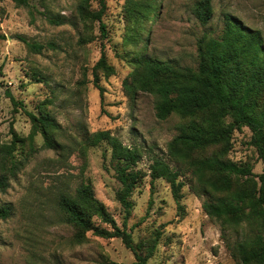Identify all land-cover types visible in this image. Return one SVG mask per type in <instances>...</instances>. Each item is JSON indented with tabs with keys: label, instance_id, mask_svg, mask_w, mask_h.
Here are the masks:
<instances>
[{
	"label": "rangeland",
	"instance_id": "374dc122",
	"mask_svg": "<svg viewBox=\"0 0 264 264\" xmlns=\"http://www.w3.org/2000/svg\"><path fill=\"white\" fill-rule=\"evenodd\" d=\"M105 1L101 20L84 21L82 0H29L27 5L0 0V175L8 176L0 204L14 206L11 217L0 219V264H137L134 250L120 237L92 231L77 237L78 228L66 220L58 199L82 183L90 184L117 224L131 232L139 253L153 247L146 264H242L229 243L246 232V225L224 227L209 216L202 206L208 195L192 188L197 183L192 167L169 153V142L191 118L158 119L157 95L131 93L124 80L145 56L195 68L198 39L218 35L226 13L258 29L264 39V0H211L207 24L194 13L198 0ZM87 2L91 11L101 8V0ZM22 38L44 48L35 51ZM102 53L114 72L97 70L101 92L94 65ZM7 92L21 103L14 104ZM41 111L58 124L52 147L27 113ZM102 130L141 154L133 166L140 174L128 213L118 198L122 184L116 167L123 162L112 156L107 140H93ZM251 134L242 126L228 148L216 145L194 156L226 158L260 173L264 163ZM156 157L178 170L176 183L182 185L176 195L170 180L152 178ZM243 183L244 177L236 178V187Z\"/></svg>",
	"mask_w": 264,
	"mask_h": 264
},
{
	"label": "trees",
	"instance_id": "16d2710c",
	"mask_svg": "<svg viewBox=\"0 0 264 264\" xmlns=\"http://www.w3.org/2000/svg\"><path fill=\"white\" fill-rule=\"evenodd\" d=\"M18 5H27L29 0H13ZM88 0H82L79 12L86 19L101 20L106 1L101 8L88 9ZM194 13L202 24L213 16L211 0H198ZM61 24V19L50 18ZM105 32V24L101 22ZM35 51H42L44 45L22 38ZM197 66H180L173 60H161L145 56L138 67L124 80L127 91L151 92L157 95L155 115L166 119L178 114L191 120L182 126L180 132L169 142V153L175 159L187 162L192 167L196 184L192 188L208 197L203 201L206 213L221 221L224 227L246 225V232L235 242L229 243L242 264H264V171L253 172L248 166L218 156L196 157L202 151L216 145L228 148L233 132L247 126L251 130L250 143L264 163V39L258 29L247 26L233 14L226 13L223 28L218 35L204 34L197 42ZM98 69L106 75L114 72L102 53L94 65V82L98 84ZM14 104L21 103L7 92ZM34 124L41 130L47 146L52 147L53 131L58 128L54 117L45 111L37 116L27 112ZM229 119V120H228ZM107 140L112 156L123 164L116 167L117 177L122 184L118 198L125 211H130L129 195L139 178L140 171L133 166L141 158L137 147L124 145L108 130L98 131L94 141ZM152 178L164 177L171 181L174 195L182 182L176 183L178 170H173L160 158H154L151 166ZM237 177H244L245 183L236 187ZM7 174L0 175V191L8 186ZM58 206L68 222L77 228V237L83 239L92 231L104 237H120L125 245L134 250L137 264H146L152 254L151 246L144 254L139 253L133 243L131 232L117 224L98 199L92 186L82 183L73 193H62ZM14 213L12 203L0 204V219H7ZM95 218L110 225L100 226Z\"/></svg>",
	"mask_w": 264,
	"mask_h": 264
}]
</instances>
